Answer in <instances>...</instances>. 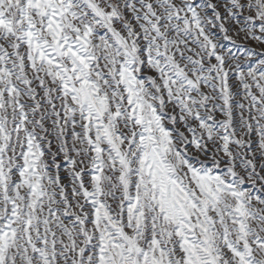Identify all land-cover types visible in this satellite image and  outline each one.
<instances>
[{"label":"snow or ice","instance_id":"6c2138e0","mask_svg":"<svg viewBox=\"0 0 264 264\" xmlns=\"http://www.w3.org/2000/svg\"><path fill=\"white\" fill-rule=\"evenodd\" d=\"M0 264H264V0H0Z\"/></svg>","mask_w":264,"mask_h":264},{"label":"rangeland","instance_id":"374dc122","mask_svg":"<svg viewBox=\"0 0 264 264\" xmlns=\"http://www.w3.org/2000/svg\"><path fill=\"white\" fill-rule=\"evenodd\" d=\"M251 46V45H250Z\"/></svg>","mask_w":264,"mask_h":264}]
</instances>
